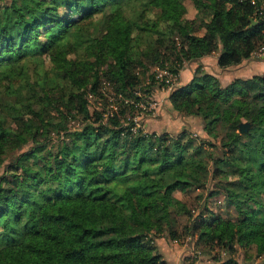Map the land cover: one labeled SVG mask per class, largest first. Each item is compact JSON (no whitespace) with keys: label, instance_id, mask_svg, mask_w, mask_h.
Wrapping results in <instances>:
<instances>
[{"label":"trees","instance_id":"obj_1","mask_svg":"<svg viewBox=\"0 0 264 264\" xmlns=\"http://www.w3.org/2000/svg\"><path fill=\"white\" fill-rule=\"evenodd\" d=\"M4 1L0 167L11 160L8 171L23 172L12 180L0 175V264H175L155 238L185 234L199 235L202 253L219 245L231 253L237 244L264 252L258 213L264 207V71L223 85L198 69L171 92L173 107L201 117L209 135L223 128L219 144L201 137L195 145L188 130L146 132L133 118L140 102L187 61L217 54L227 69L261 52L264 0H194L197 26L186 20L185 0H139L135 14L118 0L108 12L112 0ZM46 54L50 69L40 67ZM155 65L167 73L159 78ZM48 83L59 87L48 90ZM91 96L103 100L101 108L91 110ZM71 118L82 126L71 129ZM244 119L253 127L240 132ZM253 130L260 146L241 167L237 189L225 183L209 189V174L222 170L196 156L204 143L222 151L206 150L207 157L233 165L227 154L244 150ZM187 187L207 188V196L225 192L234 201L245 196L259 207L203 228L193 220L182 232L174 206L191 209L174 190ZM217 260L238 264L233 256Z\"/></svg>","mask_w":264,"mask_h":264},{"label":"rangeland","instance_id":"obj_2","mask_svg":"<svg viewBox=\"0 0 264 264\" xmlns=\"http://www.w3.org/2000/svg\"><path fill=\"white\" fill-rule=\"evenodd\" d=\"M118 1L119 4H123L126 7L127 11L130 14H135V11L141 8L139 0ZM5 2L6 1L4 0H0V8L5 4ZM116 2L117 0H112L111 2H109L104 11L108 12L113 9L116 5ZM185 3L187 6V22L196 24L197 26L199 21L195 1L185 0ZM80 15L81 14H77V16ZM52 25L53 24H50L49 26ZM156 26L163 27L164 21L157 18ZM257 55L262 56L264 55V52H259ZM43 58L44 63L40 67L50 69L51 66L48 62L47 54L44 55ZM214 59L215 58L211 56L199 62L187 61L182 69V72H180L178 76L167 74L168 76L165 80L168 81V84L165 86L157 85L153 92L149 95V97L146 100H142L138 108L136 109L137 114H135L133 118L137 122V127H141L143 131L146 132H156L159 134L167 132L170 135L180 133L183 130H188L194 137H196L195 145L199 142H202L201 137H207L208 139H211L219 144L224 133L221 126H219L218 130L216 129L217 135H209L203 128L201 117L194 114H185L178 111L173 107V104L169 98L171 92L174 89L188 84L193 79L198 69L217 75L223 85H227L237 77H251L255 75H246L243 73L244 71L238 69L224 70L223 72L217 71V69L219 68L215 67ZM151 71H157L159 74V78L163 77L167 73L156 65L151 66ZM49 74L52 75L53 71H50ZM60 81L61 79H57V83ZM62 83L65 85V82L62 81ZM57 87H59L58 84L50 86L48 83L47 89L55 90L57 89ZM105 90H109V88L106 87ZM106 94L108 96L112 93H109L107 91ZM109 99L111 101L110 105L115 106L114 97L109 96ZM90 100V107L92 111L95 108H101L103 100L94 96H91ZM241 122H248V120L244 119ZM68 123L71 129L82 126L81 119L76 120L71 118ZM252 127L253 123L250 122V125L246 128L245 132L251 130ZM255 132L256 131L253 130L251 132L252 136L244 137V140H247L249 142L244 150H236V152H229L227 154L228 157L232 158V161L234 162L233 165H229L226 163H215L214 159L212 158L213 155L212 157H207L206 150L212 151L214 155L218 156L222 154V151L218 147H214L208 144L207 141L204 143L205 151L196 156L204 157L208 161H210L211 169L214 165L221 167L222 170L214 178L211 177V173L209 174L207 179V186L209 189L218 187V184L220 186V183L228 184L233 190L237 189L233 182L237 181L241 167L245 165L246 160L252 157V150H257L260 146V142H258V139L255 138L256 135L253 136V133ZM10 161L11 160L6 161L5 164L0 167V175L7 173L6 175L10 180L19 177V174L22 176V168L13 171V173H10L8 171L7 165L8 163H10ZM202 193L206 195L207 188H203L200 190L198 188L187 187L184 189L178 188L174 190V195L181 199L191 209V212H185L178 204L174 206L177 225L182 232L184 231V226L193 220L197 221V223L201 225L200 227L203 228L208 225H212V222H214L216 218L235 219L238 215H240L241 211H254L257 207H259L254 200L248 199L245 196L238 197L234 201V199L232 200V198L230 200L229 196L225 192L218 193L212 196L206 195L207 199L200 196ZM258 197L259 196H256V198ZM259 198L260 201L264 203V193L262 194V197ZM205 203L206 205H204ZM258 213L259 216L263 217L264 207H262L261 211H259ZM198 236V234H196V236L194 237L185 234L184 236H182L183 238L181 240L169 239L167 236H160L158 238H155V243L163 253L164 257L168 260H173L175 264H217V259L226 258L229 256H233L234 259L237 260L238 264H264V252L259 254L256 245H249L244 247L237 244L235 250L231 253L224 250L225 248L219 245L216 246V248L211 252L201 253L199 254V256H196V253L191 250V248H194L195 250V248H198V245H204V241Z\"/></svg>","mask_w":264,"mask_h":264},{"label":"crops","instance_id":"obj_3","mask_svg":"<svg viewBox=\"0 0 264 264\" xmlns=\"http://www.w3.org/2000/svg\"><path fill=\"white\" fill-rule=\"evenodd\" d=\"M211 56H213L215 58L214 59V62H215L214 65H215L216 68H219V69H217V71H220V72H223L224 70H235V69H238V70L244 71L243 73L246 74V75H251V74H258L261 71H264V57H263L264 55H262V56H260V55L253 56V57L243 61L242 63H240L238 65L231 66V67H229L227 69H223L222 67L219 66V64L217 62V54H211V55L205 56L200 61H202V60H204L206 58H209ZM197 62H199V61H197ZM181 72H182V70H181ZM243 73H241V74H243Z\"/></svg>","mask_w":264,"mask_h":264},{"label":"built area","instance_id":"obj_4","mask_svg":"<svg viewBox=\"0 0 264 264\" xmlns=\"http://www.w3.org/2000/svg\"><path fill=\"white\" fill-rule=\"evenodd\" d=\"M252 1L255 2V0H252ZM261 13L264 14V2L261 4ZM261 52H264V50H262ZM191 250H193L196 253V256H199V254L202 253L200 248H195V250L194 248H191Z\"/></svg>","mask_w":264,"mask_h":264},{"label":"water","instance_id":"obj_5","mask_svg":"<svg viewBox=\"0 0 264 264\" xmlns=\"http://www.w3.org/2000/svg\"><path fill=\"white\" fill-rule=\"evenodd\" d=\"M250 125V122H241L240 123V128L239 131L240 132H244L246 130V128Z\"/></svg>","mask_w":264,"mask_h":264}]
</instances>
